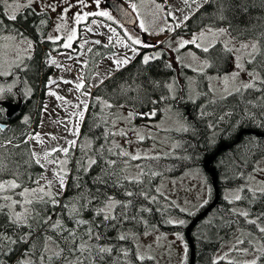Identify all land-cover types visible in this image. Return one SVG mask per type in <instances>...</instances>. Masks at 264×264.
<instances>
[{
  "label": "trees",
  "instance_id": "1",
  "mask_svg": "<svg viewBox=\"0 0 264 264\" xmlns=\"http://www.w3.org/2000/svg\"><path fill=\"white\" fill-rule=\"evenodd\" d=\"M4 6V2H0V37L3 33L13 32L30 38L36 44L34 56L13 70L7 77L12 85L5 84V92L0 95V99H17L20 95L26 98L25 106L13 118H8L0 105V127L4 129L0 131V181L14 178L25 188L33 186L35 180L45 172L34 160L31 143L25 141V138L30 132L32 121L34 126H38L45 84L54 70L49 69L44 61L61 50L63 41L53 43L47 39L52 27V16L48 11H38L33 6L26 7L17 14L15 20H10ZM42 20L47 23L41 24ZM208 26H226L239 38L257 39L260 52L254 67L261 72L264 79V0H209L188 21L185 28L187 32H193ZM105 48L108 49L104 45H96L93 56L99 55ZM215 49L216 60H222L224 57L229 61L232 57V52L221 43H218ZM174 73L167 50H162L160 57L151 60L147 65L142 63V56H138L132 64L106 80L97 91L99 93L105 90L103 94L115 100L113 103L128 101L142 112L161 108L163 105H168L167 108L170 109L172 106L180 120L183 119L188 126L186 130L173 132L176 140L173 157L167 155L157 164L156 169L146 170L147 174L143 176L141 183L129 180L122 182L120 177L113 175L109 177L104 174L101 164L97 161L78 182L73 175L70 177L66 193L57 195L58 204L35 201L28 206L31 209V216L27 221L30 227L14 224L10 218L11 210L3 207L0 210V233L16 240V243L5 241L0 245V264H21V261L28 260L32 261V264H71L77 257L83 260V264H156L154 259H137L138 247L135 237L149 233L155 228L168 233H185L192 220L209 205L215 192L212 178L204 170L212 187L211 198L196 214L183 211L171 200L168 207H165L163 195L160 194L155 201L151 199V195L157 192L163 176L178 175L193 166L203 168L204 160L214 154H217L213 165L219 175L221 199L192 231L196 264H214V261H217V251L231 238L236 228L257 232L264 243V234L258 231L257 225L247 223L245 217L233 212L235 208L245 207L249 212L247 219L261 217L258 223L264 225V194L257 192L256 196L252 197L251 193L245 190L239 201L227 199L223 195L226 188H238L245 184L258 160L264 157V137L250 133H244L240 137L244 130L264 133V83L255 80V88H241L226 97L215 98L210 90H204L203 85L207 84L199 78L197 82L200 93L197 97L190 98V92L186 90L184 101L190 99V102L177 103L172 87L169 88V85H175L177 82ZM26 83L32 90L28 97L22 94ZM24 116L27 117V122ZM90 120L86 119L83 131L90 129ZM100 136L97 134L98 139ZM224 143L229 145L228 149L218 152ZM154 172L162 175H152ZM126 192H132L133 195L128 196ZM143 194H146L147 198ZM108 197L121 202L112 211V215L117 217L114 220H105L103 214H96L98 209L105 207ZM129 201L131 203L128 207L121 206ZM71 207H76L78 213L73 211L70 214ZM168 215L185 217L188 223H169ZM209 216L212 217L211 223L202 227L204 220ZM76 218L89 223L78 225ZM56 221L61 222L60 228L52 227ZM89 227L92 229V236L85 234ZM70 230L76 233L75 244L72 243ZM122 234L128 238L119 239ZM25 236L26 240L20 239ZM83 242L90 246V252L81 253L77 250V245ZM99 247H110L112 252L99 253ZM55 250L61 254L53 255ZM125 251L127 256L124 255ZM219 264L228 262L219 260ZM259 264H264V258Z\"/></svg>",
  "mask_w": 264,
  "mask_h": 264
},
{
  "label": "rangeland",
  "instance_id": "2",
  "mask_svg": "<svg viewBox=\"0 0 264 264\" xmlns=\"http://www.w3.org/2000/svg\"><path fill=\"white\" fill-rule=\"evenodd\" d=\"M162 1L163 0H156L157 3L161 4L164 11H158L152 3V0H121V2L136 16V22L133 25H120L118 23L119 20L111 9L107 8L102 11L109 12L113 16L115 24L111 20H108L107 17L94 16L93 18H90L91 16H89L86 21L81 22L77 26L79 39L74 40L72 48L62 49L58 53L52 54L44 61L49 69H54V72L49 75V80L45 84V89H47L42 105H40L41 115L39 118V125L37 127L34 126L35 124L32 121L30 126V130L34 128L36 133L39 132L44 143L39 144L36 140L30 138L32 140L31 143L34 152L39 155L40 164H46L43 159V155L46 151L57 147H69L67 141L73 139L76 140V146L70 148L67 157H64L63 153L60 152H56L53 157H49V159H67L68 163L66 168L68 170V175L66 177V185L72 175L74 176L75 181L78 182L83 178V174L86 175L92 169L94 165L90 168L87 166V160L89 158L99 161V165L101 164L100 167H102L104 174L106 173L107 176L112 177L113 173H115L113 176L120 177L122 182L126 181V179H124L125 176L130 178L136 177L141 171L146 175V170L156 169L157 164L162 158H165L167 155L173 157L172 153L176 145L173 132L188 129L185 121L183 119L180 120L177 112L172 106L171 109L170 107L167 108L168 105H163L159 108L160 113L156 119H145L134 115L133 118L129 120V113H132L133 110L132 107H129V105H131L129 104L123 106L124 112L119 111L116 113L118 110L116 108L112 117L109 115V120L108 116L103 120L100 114L104 105L97 101L96 98L99 97L106 101L108 96H105L103 93H93L94 87H89L87 84L83 90H76L75 84L80 83L83 80L89 81L87 75H94L96 70L97 73L93 77L95 84L101 79L106 81L109 76L112 77L115 73L129 65L127 64L126 66H122L119 70H116L113 64V61L116 59H122L125 56L134 57V53H132L129 48L124 47L125 43L131 44V41L127 39V36L130 35L134 38H139L146 44L154 45V47H147L145 51L146 55H152L148 54L150 53L148 48L154 49L153 53H161L162 50H167L172 54L174 53V56H171L172 58L175 57L174 63H172L173 68L177 72H180L183 70L184 66L191 71L187 73L186 87L188 92H190L189 97L192 99H195L200 93V88L197 82L199 81V78L207 84L206 86L203 85L204 90H210V93H212L215 98L226 97L229 94L236 92L238 87L240 89L243 88L242 85L244 83L254 82L255 80L249 76L250 72H256L259 74V77L262 78L261 72L254 67V62L260 52V43L257 39L239 38L233 35L226 26H208L193 32H187L185 27H187L188 21L200 11L201 7L199 10H196L197 4H192L191 9H189L183 4L182 0H166L168 1L166 8ZM133 2L138 4L137 11H133L130 7V4ZM197 3H201L205 6L207 2H204V0H197ZM14 4L20 5V7H12ZM101 4H103L102 0H99V4L96 3V0H85L84 5H80L78 0H34L31 6L35 7L38 11L47 10L51 13L53 23L48 36L56 37L57 35L65 36L71 30L74 25L73 17L76 13L96 12L99 9L98 6ZM4 5L8 15L12 12H15L17 15L27 7L25 6L26 0H6ZM44 5H54L55 11L45 9ZM65 8L70 10L67 12L66 20L62 21L60 16ZM180 9H183V11ZM168 12H174L181 20L185 14L189 15L190 18L186 22L181 23V27L176 28L175 31H169L168 28L174 27L177 20H173L169 17ZM141 20L144 21L148 28L147 32L140 28L139 24ZM60 24H64L65 28L57 33L56 27ZM209 27L213 29L225 28L228 30L229 35L226 37H220L215 43V46L211 47L208 52H204L192 44L183 48L179 47V41L181 39L191 40L193 39L194 34H199L201 31L206 30ZM88 28H91L92 31H87ZM162 28L164 31H161ZM177 31L178 33H176ZM7 37H14V39H7ZM24 39L32 42L30 38L19 37L14 33H3L0 38V72L10 73L8 75H0V89H3V91L0 92V95L5 92V84L11 82L7 80V77L12 74L17 66L23 64L29 57H32L36 51V46L32 42L31 50L24 52L23 49L27 47L26 44L22 43V40ZM97 40L100 42L102 41L105 45H113L114 52L113 49L108 48L104 49V53L108 56L104 55L102 51L99 55L93 56L94 47L101 44L93 43ZM85 41H87V43H85ZM77 42L78 44H76ZM253 42L258 43L259 51L255 54V58L249 62L246 51L241 49V44L251 45ZM64 43L65 40H63V44ZM218 43H221L223 46L227 43L228 48L235 49V51H231L232 57L229 61L224 57L222 60H216L217 51L215 47ZM81 45L83 46L81 47ZM75 47H79L80 50L74 52L73 50ZM132 47L138 49L141 46L132 45ZM177 49L179 50L177 51ZM250 50L251 49L249 48L247 51ZM138 51L140 50L138 49ZM76 54H78V57ZM96 56L100 57L97 61L96 68L88 74L91 63ZM238 57H244V60L241 61ZM50 59H55L61 67L51 64ZM65 59H70L71 62H65ZM205 62H207V65H205ZM242 62L244 65L243 69L238 68L237 65ZM81 63L83 64V67L79 65ZM213 67L220 69H213ZM234 73H239L235 80L232 79ZM224 77H228L227 83H225ZM50 80H56L57 83L51 84V87H49ZM64 80L72 81V83H64ZM9 85L12 84L9 83ZM171 87L172 92L174 91L173 97H176V102L179 103L180 85L176 82L175 85H172ZM50 90L56 91L60 96L65 97L68 103L59 101L55 97L48 95ZM31 91V88H29L26 83L22 94L23 96L28 97L30 96ZM84 93H90V95H85ZM4 98L5 97H2L1 99ZM82 102H86L87 104L86 111H84L85 104ZM77 104L80 105L79 108L74 107V105ZM45 107L47 109L46 111ZM81 111H84L83 120H79L78 118V114ZM73 113H76L77 115H72ZM186 113L187 116H189V112L187 111ZM117 117L119 119H117ZM24 118L27 117L24 116ZM88 118L91 119L90 129L87 128L83 131V125ZM113 120H116L115 125H113ZM107 121L110 122L109 125H107ZM104 127L106 129H104ZM121 129L127 133L126 136H113L111 134L112 132H117ZM73 130H78L79 135L73 136L71 134ZM97 134L101 135L99 139ZM138 134L143 135L145 137L144 140L140 141L137 138ZM52 136H55L56 139H52ZM116 145H119L120 147L117 148ZM109 149L112 151L110 152ZM121 149L132 154L159 157V159H140L132 161L129 160L128 157L118 155ZM34 160H36V157H34ZM109 160L116 161V164L113 167H109L107 163ZM125 161H128V163L125 164ZM171 164H173L172 161ZM56 167L57 165L55 164H46V167L44 168L45 172L41 175L44 179H40V185H45L47 181L51 180L53 182L52 191L64 195L66 193V186L61 190L58 181L53 176V169ZM97 168L98 166L95 168V174ZM122 169H126V171H122ZM261 169H264V157L258 160L256 168L253 169L252 174L249 176L254 177V179L250 180L248 178L247 182L238 188H226L223 192L224 197L234 200L233 197L238 189H244V191L239 192V195L243 197L245 190L248 191L249 187L256 188L261 181H264V171H261ZM143 176L140 177L141 181ZM12 180H15L18 183L14 178L7 181H0V183H6ZM35 187H37V185L34 183L33 186L25 188L32 189ZM157 188H160L161 191L153 193L151 198L155 197L157 200L161 194L166 201L165 207H168L169 201L171 200L183 211L190 214L200 212L201 209L208 204L212 190L210 181L204 169L200 166L189 167L178 175L163 176L160 179ZM23 189L24 188L22 187L8 189L5 192H0V197L10 196L13 200H22L23 198L19 193ZM251 196L255 197L256 195L253 196L251 193ZM33 199L35 201V198ZM9 203L10 201L0 199V205H7ZM209 205H207V207H209ZM73 209L77 208L71 207L70 214L73 213ZM235 209L237 210L235 211L237 215H240V212L246 211L245 207L242 206ZM23 211L24 208L17 204L15 212L20 213ZM167 218L169 221L183 220V225L188 223V220L185 217L168 215ZM76 219L80 220L81 218ZM211 221L212 217H207L204 220L202 227L209 225ZM172 224L180 225L178 223ZM231 235V238L223 244L219 251H217L215 260L219 259L225 262L231 260L236 262V264H244L245 261H251L256 255H258V253L255 252V248L259 247L263 242L257 235V232L245 228H236ZM237 238H243L245 242L237 245ZM135 240L138 247V255H144L145 257L152 256L154 257L156 264H187L188 241L185 233L182 231L168 233L155 228L149 233L137 235ZM245 248L248 249L246 255L241 251L236 250ZM58 252V250H55V253ZM225 254H227V259H220L221 257H225Z\"/></svg>",
  "mask_w": 264,
  "mask_h": 264
},
{
  "label": "snow or ice",
  "instance_id": "3",
  "mask_svg": "<svg viewBox=\"0 0 264 264\" xmlns=\"http://www.w3.org/2000/svg\"><path fill=\"white\" fill-rule=\"evenodd\" d=\"M0 2H6V0H0ZM34 2V0H26V5L27 7H31V4ZM183 4L186 5L189 9H191L192 4H197V9L199 10L200 7L203 6V4L201 3H197V0H182ZM204 2H208V0H204ZM78 3L80 5H84L85 4V0H78ZM96 3L99 4V0H96ZM152 3L154 4L155 8L158 11H164V9L161 7L160 3H157L156 0H152ZM12 7H16L19 8L20 5H12ZM130 7L132 8L133 11H137L138 10V4L133 2L130 4ZM45 9H51L52 11H55V6L54 5H44ZM70 9L65 8L64 11L61 13L60 19L62 21H65L67 18V12ZM181 11H183V9H180ZM89 16H102V17H107L108 20H113V16L107 12V11H100V12H85V13H76L73 17L74 19V25L71 28V30L65 35V36H60L57 35L56 37H52V36H48L47 39L53 43H58L60 40H65V43L62 45V47L64 48H72V44L74 42V40L79 39V35H78V28L77 26L83 22L86 21L87 18ZM168 16L171 17L173 20H177V23L174 25V27H170L168 28L169 31H175L176 28L181 27V23L186 22L190 16L185 14L182 18V20L180 18H178L174 12H168ZM8 18L10 20H15L16 19V13L12 12L8 15ZM223 18V17H221ZM46 21H41V24H46ZM140 28L143 29L145 32L148 31V28L146 27L145 23L143 20L140 21L139 24ZM0 27H2V25H0ZM65 28L64 24H60L57 25L56 27V31L57 33H59L62 29ZM87 31L91 32L92 29L88 28ZM114 31V30H112ZM161 31H164V29L162 28ZM228 30L225 28H218V29H213L211 27L207 28L206 30L201 31L199 34H194L193 39L191 40H184L181 39L179 41V47L183 48L189 44L195 45L197 48H200L202 51L204 52H208L209 49L211 47L215 46V43L217 42V40L220 37H226L228 36ZM7 39H14V37H7ZM127 39L129 41H131V44L125 43L124 47L125 48H129L131 52H133L134 54H139V51L137 48L132 47V45H140L141 47H154V45H149L144 43L143 41H141L139 38H134L132 36H127ZM22 43L26 44L27 47L23 49L24 52H28L29 50H31L32 48V42L28 41L26 39L22 40ZM85 43H87V41H85ZM93 43L95 44H100L101 42L99 40L94 41ZM83 45H81L82 47ZM224 47L228 50V51H235V49L232 48H228V44L225 43ZM251 49L250 51H247L248 49ZM241 49L246 51V55L248 57L249 62H251L252 59L255 58V54L259 51V45L257 42H253L251 45L249 44H241ZM179 49H177L178 51ZM160 57V53H153L152 55H145L142 59V63L147 65L151 60L154 59H158ZM30 58V57H29ZM133 57H128L125 56L122 59H116L113 61V64L116 68V70H119L122 66H126L127 64H129L131 62V59ZM22 59V57H21ZM238 59H240L241 61L244 60V57H238ZM51 64L56 65L57 67H59L60 65L57 63V61L55 59H50ZM205 65H207V62H205ZM243 62L238 64L237 67L243 69ZM170 67V65H169ZM10 73L8 72H0V75H8ZM239 73H234L232 75V79L235 80L238 77ZM249 76L253 78V80H260L261 83H264V79L259 77V74L256 72H250ZM62 79V78H61ZM224 81L225 83L228 82V77H224ZM64 83H72V81H67L64 80ZM57 81L56 80H50L49 82V87H51V84H56ZM100 83H103V79H101ZM85 87L83 82L80 83H76L75 84V88L76 90H83ZM243 88L248 89V88H255L256 84L254 82L252 83H244L242 85ZM169 88H171V85H169ZM241 89L238 87L236 89V91H240ZM3 89H0V92H2ZM10 91V89H9ZM85 95H90V93H84ZM48 95L55 97L57 100L59 101H64L65 103H68V101L66 100L65 97L60 96L56 91H52L50 90L48 92ZM97 101H99L100 103H102L104 105L105 108L111 109L113 107V105L111 103H109L108 101L102 100L101 98L97 97L96 98ZM85 104V108L84 111H86L87 109V104L86 102H82ZM74 107L79 108L80 105H74ZM46 107H45V111H46ZM84 111H81L78 114V118L79 120H83L84 117ZM72 115H77L76 113H73ZM143 115H147L150 117H154L156 115L155 111H152L150 113L147 114H143ZM134 116L133 113H129V117L128 119H132ZM117 119H119L117 117ZM25 122H27V118H25ZM116 120H113V125H115ZM4 129L2 127H0V131H3ZM71 134L73 136H78L79 132L78 130H73L71 132ZM113 136L115 135H121V136H126L127 133L124 130H119L117 132H112L111 133ZM52 139H56L55 136L51 137ZM140 141L144 140V136L143 135H139L137 137ZM32 139L36 140L39 144H43L44 140L41 137V135L39 133H36L33 135ZM67 144L69 145V147H57L54 149H51L49 151H46L43 155V159L46 162V164H55L57 165V167L55 169H53V176L56 178V180L59 183V187L61 190H63L66 186V177L68 175V170L66 168V165L68 163L67 159H49V157H53L54 154L56 152H60L63 153L64 157H67L70 151V148L75 147L76 146V140H70L67 141ZM117 148H119V145H116ZM109 151L111 152L112 150L109 149ZM115 154V153H114ZM33 157H36V163L40 164V158L39 155L35 152L32 153ZM118 155L122 156V157H128L129 160L135 161V160H140V159H159V157H149V156H141L139 154H132L126 150L121 149L120 152L118 153ZM97 163V161L93 158H89L87 160V166L90 168L92 165H95ZM109 167H113L116 164V161L113 160H109L107 161ZM128 161H125V164H127ZM46 164H40V166L42 168L46 167ZM122 171H126V169H122ZM261 171H264V169H261ZM113 175H115V173H113ZM144 173L143 171L139 172L138 175L136 177H128L125 176L124 179L126 180H130L131 182H136V183H141L142 181L140 180V177L143 176ZM152 175H162L161 173H152ZM40 179H44L43 176H41L40 178H38L37 180H35V184L37 185V187L32 188V189H28V188H24L19 195L23 198L22 200H13L10 196H2L0 197V199H3L5 201H10L9 204L7 205H0V210H2L3 207H8L9 209H11V213H10V218L12 220V222L14 224H22V225H27L28 227H30V225L27 224L28 219L31 216V209L28 207L29 205H32L35 201H39V202H51L53 205H56L59 203L58 199H57V193L52 191L53 188V182L51 180L47 181V183L45 185H40ZM250 180L254 179V177H249ZM21 185L18 184L15 180L12 181H8L6 183H0V192H5L8 189H16V188H20ZM157 192H160V188L156 189ZM244 191V189H238L237 193L234 195L233 199L235 201H239L241 200V196L239 195V192ZM248 191L251 192L253 194V196L256 195L257 192L264 194V181H261L260 184L256 187V188H248ZM126 195L128 196H132L133 193L132 192H126ZM146 196V194H143ZM45 197L48 198V200H45ZM35 198V201L34 199ZM147 198V196H146ZM153 201H155V197L151 198ZM231 202V201H230ZM130 201L128 202V204H123L121 205L122 207H128L130 205ZM19 204L24 208L23 212L17 213L15 212V207L16 205ZM121 202L116 201L114 198L112 197H108L107 200L105 201V207L98 209L96 214L97 215H101L103 214L104 219L108 220V219H116L117 217L115 215H112V211L114 210V208L117 205H120ZM65 207H68L67 205H65ZM143 211H150V209H142ZM73 211L75 213H78V209H73ZM236 209H233V212H235ZM241 216L246 218V222L249 224H253V225H257L258 227V231L261 234H264V225H260L258 223V221L261 219V217H257L255 219H247L249 217V212L248 211H243L239 213ZM48 219H51V217H48ZM89 221H85L83 219L77 220V224L79 225H85L88 224ZM169 223H178L180 225L184 224L183 220H179V221H169ZM61 222L60 221H56L52 227L53 228H60ZM70 236H72V243L75 244L76 242V233L74 231L70 230ZM86 235L88 236H92L93 232L92 229L89 227L86 230ZM243 236V234H242ZM97 238H99L97 236ZM128 237L126 235H120L119 239L121 240H125ZM21 240H26L27 237H21ZM7 241L10 244H15L16 240L12 239L11 237H8L6 235H4L3 233H0V245L3 244V242ZM245 241L243 238H237V245L239 244H243ZM251 243V241H250ZM77 250L80 251L81 253L89 251L90 252V246L86 243H80L79 245H77ZM238 251H241L243 254H247L248 253V249H236ZM63 250H61L62 252ZM98 252L99 253H111L112 252V248L110 247H99L98 248ZM255 252L258 253V255L255 256V258H253L251 261H245L244 264H259V261L264 258V243H261L259 247L255 248ZM55 255L59 256L61 253H54ZM124 255L127 256L128 253L125 251ZM154 259V257L152 256H148L145 257L144 255H138L137 259L140 261H143L145 259ZM220 259H227V254H225V257H221ZM21 264H32V261L28 260V261H21ZM71 264H83V260L80 259L79 257L76 258V260L74 262H71ZM214 264H219V259L217 261H214ZM228 264H236V262L229 260Z\"/></svg>",
  "mask_w": 264,
  "mask_h": 264
},
{
  "label": "water",
  "instance_id": "4",
  "mask_svg": "<svg viewBox=\"0 0 264 264\" xmlns=\"http://www.w3.org/2000/svg\"><path fill=\"white\" fill-rule=\"evenodd\" d=\"M109 4L113 8V10L117 13L119 19L124 24H129V25L135 24V22H136L135 15L133 14V12L128 7H126L121 2V0H110ZM21 103H22L21 99L19 100V102H13L9 99L0 101L1 106H3L6 109V115L8 117H12L13 115H15L19 111V109L21 108ZM244 133H251V134H255L259 137H264V133L257 132L254 130H244L240 134V137ZM228 147H229L228 144H226V143L222 144L219 147L218 152L226 150V149H228ZM216 155L217 154H214V155L207 157L203 162V167H204L205 171L208 172L212 178V182H213V186H214V192H215L214 200L209 205V207H207L203 212H201L196 218L193 219V221L190 223V225L188 226V228L186 230V238H187V241H188L189 246H190V262H189V264H196V253H195L196 248H195L194 239L192 237V231L195 228V226L203 218H205L212 209H214L219 204L220 198H221V192H220V187H219V175L217 173L216 167L213 165L214 160L216 158Z\"/></svg>",
  "mask_w": 264,
  "mask_h": 264
},
{
  "label": "flooded vegetation",
  "instance_id": "5",
  "mask_svg": "<svg viewBox=\"0 0 264 264\" xmlns=\"http://www.w3.org/2000/svg\"><path fill=\"white\" fill-rule=\"evenodd\" d=\"M107 1L108 0H105L103 1V5H106V6H109L107 4ZM101 6V5H100ZM100 6H98V8H100ZM114 13V11H113ZM114 15L116 16L117 18V15L114 13ZM115 22V21H114ZM174 56V53L172 54L171 52L168 53V60L169 62L172 64L174 63V60H175V57H173V60L171 59V56ZM139 56H142V59L144 57L143 54H140ZM175 70V69H174ZM188 70L186 69H183L182 71L180 72H177L175 70V78H176V81H177V84L180 85V95H179V102H190V99H187V101H184V99L186 98L185 96V93H186V90H187V79L185 78V76L187 75ZM184 86V88H183ZM13 101L17 102L18 98L17 99H12ZM106 100L110 101V100H113L111 98H107ZM133 106V105H132ZM152 111H155L156 115L160 113V110L159 108H152L150 109L149 111L147 112H142L140 109H137L133 106V110H132V113L136 116H140V118H145V119H156V115L154 117H150V116H147V115H143V114H147V113H150ZM146 116V117H145ZM12 118V117H11Z\"/></svg>",
  "mask_w": 264,
  "mask_h": 264
},
{
  "label": "crops",
  "instance_id": "6",
  "mask_svg": "<svg viewBox=\"0 0 264 264\" xmlns=\"http://www.w3.org/2000/svg\"><path fill=\"white\" fill-rule=\"evenodd\" d=\"M167 2L168 1H166V0H163L162 1V3H164V6L166 7V4H167ZM105 44V43H104ZM78 60V59H77ZM76 61V60H75ZM85 64H86V62H85ZM79 65H81L82 67H83V64L81 63V64H79ZM85 67V66H84ZM98 68V67H97ZM93 68H92V66L90 67V70H92ZM96 73H97V70H96V72H95V74L94 75H92L91 76V79L92 80H90L89 82H87L86 80H83L82 82L84 83V85H89V87H97V86H99V85H101L102 83H100V81L101 80H99V82L98 83H96L95 84V81H94V79H93V77L96 75ZM87 78L89 79V77L87 76ZM109 78V77H108ZM107 78V79H108ZM86 83V84H85ZM37 133H39V132H37Z\"/></svg>",
  "mask_w": 264,
  "mask_h": 264
}]
</instances>
